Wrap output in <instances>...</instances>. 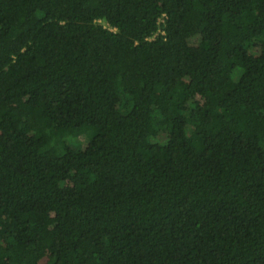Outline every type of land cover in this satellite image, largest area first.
<instances>
[{
	"label": "trees",
	"instance_id": "16d2710c",
	"mask_svg": "<svg viewBox=\"0 0 264 264\" xmlns=\"http://www.w3.org/2000/svg\"><path fill=\"white\" fill-rule=\"evenodd\" d=\"M0 264H264V0H0Z\"/></svg>",
	"mask_w": 264,
	"mask_h": 264
},
{
	"label": "built area",
	"instance_id": "2783aa9c",
	"mask_svg": "<svg viewBox=\"0 0 264 264\" xmlns=\"http://www.w3.org/2000/svg\"><path fill=\"white\" fill-rule=\"evenodd\" d=\"M163 22V20H159V23H162ZM157 33H161V35H163L164 34V32L158 27V30H157ZM156 34H154V36H155Z\"/></svg>",
	"mask_w": 264,
	"mask_h": 264
}]
</instances>
